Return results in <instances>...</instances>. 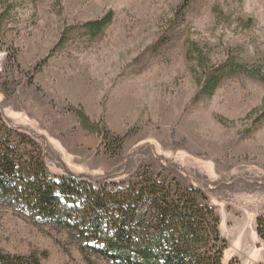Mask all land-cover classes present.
Instances as JSON below:
<instances>
[{
    "label": "rangeland",
    "instance_id": "rangeland-1",
    "mask_svg": "<svg viewBox=\"0 0 264 264\" xmlns=\"http://www.w3.org/2000/svg\"><path fill=\"white\" fill-rule=\"evenodd\" d=\"M110 10L90 37L82 24ZM262 78L264 0H0V127L28 135L53 175L109 182L148 169L198 188L225 263L264 264ZM102 131L123 139L117 153ZM80 246L0 200L1 251L114 264Z\"/></svg>",
    "mask_w": 264,
    "mask_h": 264
},
{
    "label": "trees",
    "instance_id": "trees-1",
    "mask_svg": "<svg viewBox=\"0 0 264 264\" xmlns=\"http://www.w3.org/2000/svg\"><path fill=\"white\" fill-rule=\"evenodd\" d=\"M112 17L110 10L82 26L94 38ZM231 68L230 72L244 71ZM221 75L208 81V93ZM261 105L264 112V98ZM77 115L88 126L85 113ZM102 133L106 148L117 153L123 139ZM0 200L34 220L63 229L81 243L83 252L114 264H236L223 261L227 246L218 230L219 217L198 188H184L148 169L129 180L109 182L71 173L53 175L28 135L2 126ZM256 231L264 239V214L257 219ZM0 264L41 263L36 254L0 250Z\"/></svg>",
    "mask_w": 264,
    "mask_h": 264
}]
</instances>
